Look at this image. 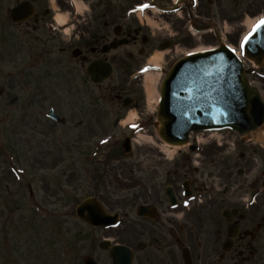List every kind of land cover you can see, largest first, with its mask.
Here are the masks:
<instances>
[{
	"label": "rangeland",
	"instance_id": "1",
	"mask_svg": "<svg viewBox=\"0 0 264 264\" xmlns=\"http://www.w3.org/2000/svg\"><path fill=\"white\" fill-rule=\"evenodd\" d=\"M222 1L224 5L229 4L228 0ZM77 3L83 13L81 18L91 14L100 17L107 9L103 0H78ZM125 3L130 0L117 2L118 5ZM44 4L51 7L50 21L57 13H69L70 19L62 27L63 32L53 35L56 47L50 56L43 58L39 56L42 29L35 35L25 36L24 41L19 27L7 19L6 10L11 3L0 0V264H82L87 254L98 264H109V252L100 248V241L109 237L112 243L135 246L132 227L125 221V215H131L135 196L144 192V185L137 189L134 183L136 178L148 181L150 172L156 170L149 163L157 159L160 148L168 150L154 126L157 102L147 98L143 77L137 74L132 81L136 102L130 111L123 110L120 116L109 111L112 102L108 98L101 100L97 88L83 76L79 63L70 55L68 43L79 25L78 14L67 8L65 0L44 1ZM261 17H264V0L251 2L250 9L242 16L230 12L217 19L222 43L235 49L241 57V41ZM145 20L150 26V33H145L151 38L149 44L123 46L121 51L134 52L142 47L145 53L136 56L140 65L148 62L154 53L163 52L159 69L153 72L157 74V93L163 75L183 51L217 45L207 33L201 34L194 43L185 40L172 48L168 46L169 39L173 38L171 32L149 18ZM40 34L38 43L33 37ZM63 46L69 49L60 52ZM244 66L250 68L251 64L245 61ZM248 78L264 98V66L254 65ZM48 107L63 117L65 123L49 120ZM131 114L135 122L127 125L125 119ZM79 122H82L80 126ZM232 135L223 133L220 141L204 136L203 154L208 155V166L213 163L212 152L215 149L217 152L214 153L217 169L212 171L214 181L219 176L225 178L226 146ZM125 136L132 137L129 155L122 153L121 142ZM182 149V146L174 147L166 153L171 157ZM161 154L158 155L165 156ZM137 155L142 156L135 163ZM169 157L166 164L171 168ZM8 166L22 171L23 194L17 193V179L16 183L12 182ZM142 175L146 177L141 178ZM28 183L33 192L31 196ZM218 186L222 188L224 184ZM87 196L98 198L107 212L120 214L121 222L112 230L113 234L104 235L102 229H93L77 219L74 207Z\"/></svg>",
	"mask_w": 264,
	"mask_h": 264
},
{
	"label": "flooded vegetation",
	"instance_id": "2",
	"mask_svg": "<svg viewBox=\"0 0 264 264\" xmlns=\"http://www.w3.org/2000/svg\"><path fill=\"white\" fill-rule=\"evenodd\" d=\"M25 1L33 5V15L13 25L19 27L23 39L42 29L43 41L41 34L33 40L41 41L39 56H50L56 47L54 36L62 30L50 21L51 7L47 8L44 1L51 0H4L11 3L6 10L7 17L13 6ZM103 1L107 9L100 17L91 14L76 18L79 25L68 45L70 52L77 48L72 60L79 63L86 79L90 62L103 61L111 66L108 79L92 84L102 99L112 102V112L120 116L136 102L132 81L139 67L146 64L140 65L136 58L137 54L145 53L142 47L134 52L121 51L123 46L146 45L151 41L145 34L150 33L149 23L142 17L171 32L173 38L169 39L168 46L173 48L175 43L185 40L194 43L199 39L192 27L212 25L230 12L242 16L250 9L251 2L259 0H228V5L222 0H130L119 5L120 0ZM123 38L127 39L124 45L109 49L112 43L117 44ZM67 49L68 46H63L59 51ZM231 133L234 137L226 146L224 179L212 178V171L217 169L216 149L212 152L213 163L208 166V155L203 154L202 147L193 144H188L184 153L175 157L171 168L156 153L157 159L149 163L156 170L150 172L148 181L135 177V188L144 185V192L135 196L136 203L128 221L135 237L136 264H186L187 255L191 264H264V140ZM140 156H136L135 163L141 160ZM221 184H224L222 188L218 186ZM23 185L24 182L19 183L17 193L22 192ZM167 185L173 192L174 204L164 194ZM141 205L145 207L139 214ZM115 229L105 228L104 235L113 234Z\"/></svg>",
	"mask_w": 264,
	"mask_h": 264
},
{
	"label": "water",
	"instance_id": "3",
	"mask_svg": "<svg viewBox=\"0 0 264 264\" xmlns=\"http://www.w3.org/2000/svg\"><path fill=\"white\" fill-rule=\"evenodd\" d=\"M28 4L10 10L13 22L23 20L32 10ZM246 56L256 64L264 60V27L254 31L244 44ZM95 82L104 79L110 67L93 62L87 67ZM241 62L222 43L218 49L195 52L179 59L169 70L160 86L157 132L162 140L182 144L191 130L235 128L241 134L261 126L264 102L259 91L250 87ZM57 119V117H56ZM129 152L127 142L123 144ZM87 214H84V212ZM77 215L93 226L107 225L114 217L103 212L97 200L86 198L76 208ZM102 247L108 242L103 241ZM112 264H130L132 253L127 247L111 248ZM84 264H95L85 257Z\"/></svg>",
	"mask_w": 264,
	"mask_h": 264
},
{
	"label": "bare ground",
	"instance_id": "4",
	"mask_svg": "<svg viewBox=\"0 0 264 264\" xmlns=\"http://www.w3.org/2000/svg\"><path fill=\"white\" fill-rule=\"evenodd\" d=\"M54 20H56V22L58 23V25H64L65 24V15L61 14V13H57L54 16ZM250 24V20L247 22V25ZM201 51V49H203L201 46L200 48H197ZM163 55V52H156L154 53L152 56H150L149 58V63L153 64V65H158L159 61L161 60ZM156 80H157V74L156 73H147L144 75V89L146 91V95L147 98L150 101H157L158 99V93L155 91V85H156ZM135 119V116L133 114L129 115L126 117L125 119V123L128 122H133V120ZM215 136H217L218 134H213ZM165 146H167L169 149L167 150L168 152H171V148H173L174 146L171 144H165Z\"/></svg>",
	"mask_w": 264,
	"mask_h": 264
},
{
	"label": "snow or ice",
	"instance_id": "5",
	"mask_svg": "<svg viewBox=\"0 0 264 264\" xmlns=\"http://www.w3.org/2000/svg\"><path fill=\"white\" fill-rule=\"evenodd\" d=\"M141 7H148V5H142ZM260 27H264V17H261L260 20L254 25L253 31H255L256 29L260 28ZM251 33L249 34V36H245L244 37V41L247 42L250 38ZM233 51H235V49H233ZM145 71L147 69H144Z\"/></svg>",
	"mask_w": 264,
	"mask_h": 264
}]
</instances>
